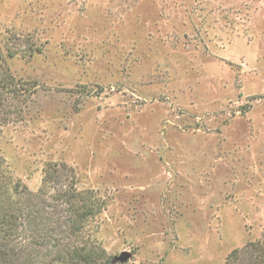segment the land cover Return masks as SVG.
I'll return each mask as SVG.
<instances>
[{"label":"rangeland","instance_id":"374dc122","mask_svg":"<svg viewBox=\"0 0 264 264\" xmlns=\"http://www.w3.org/2000/svg\"><path fill=\"white\" fill-rule=\"evenodd\" d=\"M0 53L38 84L2 127L6 174L36 191L72 166L112 264H223L262 239L264 0H0Z\"/></svg>","mask_w":264,"mask_h":264},{"label":"trees","instance_id":"16d2710c","mask_svg":"<svg viewBox=\"0 0 264 264\" xmlns=\"http://www.w3.org/2000/svg\"><path fill=\"white\" fill-rule=\"evenodd\" d=\"M6 55L17 53L5 48ZM37 49L31 48V52ZM36 81L16 77L0 53V133L2 127L23 119L36 92ZM0 157V264H112L94 236L96 218L106 208L93 189H79L74 168L50 162L43 169L40 186L11 183ZM262 239L233 249L223 264H235L248 253L247 264H264Z\"/></svg>","mask_w":264,"mask_h":264},{"label":"water","instance_id":"95a60500","mask_svg":"<svg viewBox=\"0 0 264 264\" xmlns=\"http://www.w3.org/2000/svg\"><path fill=\"white\" fill-rule=\"evenodd\" d=\"M130 257V253L124 251L119 256L115 257L116 260L120 262L126 261Z\"/></svg>","mask_w":264,"mask_h":264}]
</instances>
